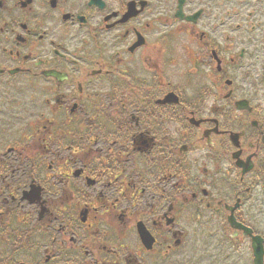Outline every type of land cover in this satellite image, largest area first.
<instances>
[{
  "label": "flooded vegetation",
  "instance_id": "obj_1",
  "mask_svg": "<svg viewBox=\"0 0 264 264\" xmlns=\"http://www.w3.org/2000/svg\"><path fill=\"white\" fill-rule=\"evenodd\" d=\"M227 3L0 0V264H264V13Z\"/></svg>",
  "mask_w": 264,
  "mask_h": 264
},
{
  "label": "rangeland",
  "instance_id": "obj_2",
  "mask_svg": "<svg viewBox=\"0 0 264 264\" xmlns=\"http://www.w3.org/2000/svg\"><path fill=\"white\" fill-rule=\"evenodd\" d=\"M198 1L200 2L201 0H198ZM246 1H247V3H245L243 10H242L244 13L248 12L251 8H255L258 11L264 13V0H246ZM231 4H233V2H231V0H229L227 5H231Z\"/></svg>",
  "mask_w": 264,
  "mask_h": 264
}]
</instances>
